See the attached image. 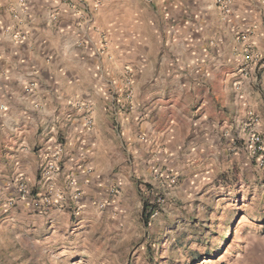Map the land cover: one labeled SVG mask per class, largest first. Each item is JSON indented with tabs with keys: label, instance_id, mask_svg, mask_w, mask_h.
I'll return each instance as SVG.
<instances>
[{
	"label": "crops",
	"instance_id": "1",
	"mask_svg": "<svg viewBox=\"0 0 264 264\" xmlns=\"http://www.w3.org/2000/svg\"><path fill=\"white\" fill-rule=\"evenodd\" d=\"M229 1L223 14L216 0H0V224L74 213L80 227L99 200L118 217L150 192L194 198L260 175L248 137L264 138V0ZM19 178L64 198L36 210Z\"/></svg>",
	"mask_w": 264,
	"mask_h": 264
},
{
	"label": "rangeland",
	"instance_id": "2",
	"mask_svg": "<svg viewBox=\"0 0 264 264\" xmlns=\"http://www.w3.org/2000/svg\"><path fill=\"white\" fill-rule=\"evenodd\" d=\"M258 167L256 178L238 172L198 195L191 190L194 198L184 194L187 188L179 199L164 195L163 211L147 223L145 203L128 199L113 212L118 217H104L100 211L112 207L96 201L80 227L74 213L68 223L52 217L27 223L22 216L13 226L0 224V264H264V168Z\"/></svg>",
	"mask_w": 264,
	"mask_h": 264
},
{
	"label": "built area",
	"instance_id": "3",
	"mask_svg": "<svg viewBox=\"0 0 264 264\" xmlns=\"http://www.w3.org/2000/svg\"><path fill=\"white\" fill-rule=\"evenodd\" d=\"M216 6L220 10L221 13L226 14L229 12L230 9V1L229 0H216ZM240 39L244 45V49L246 51V57L249 58H255L256 55H253L250 50V45L247 42L246 34H241ZM123 82L127 85H129L131 80V73L130 70H125V73L123 74ZM30 86H33V84H30ZM114 100H112L111 104V112L112 114H116L119 111V101H115V96L113 95ZM123 99L126 102H130L131 100V92L129 89H126L124 91ZM130 105V104H129ZM0 109H3V106H0ZM250 121H254V118H250ZM91 119H88L86 121V125L90 126ZM248 145L250 150V158L257 162V164L261 167L264 165V138L261 134L257 132H251L248 137ZM61 151V148L58 147L52 157L47 160L44 164V166L41 169V178H51L53 177L57 171L58 166L57 162L59 160V153ZM170 183L172 184L174 182L173 178L171 177ZM15 190L17 194V198L22 201H32L34 206L41 207L40 210H46L49 208V206H54L59 199L64 198V195L61 192H56L53 195H50V192H46L45 194H35L32 196V190L28 186L27 182L24 178H19L15 184ZM80 195L79 191L74 192V199L78 198ZM32 196V197H31ZM10 203H12V200H10ZM146 206V212L150 214V217L157 216L164 208L166 204V197L164 194L159 192H150V195L146 198V201L144 202ZM105 203L100 204L101 207H103ZM80 209L79 206L75 207V210L78 211Z\"/></svg>",
	"mask_w": 264,
	"mask_h": 264
},
{
	"label": "trees",
	"instance_id": "4",
	"mask_svg": "<svg viewBox=\"0 0 264 264\" xmlns=\"http://www.w3.org/2000/svg\"><path fill=\"white\" fill-rule=\"evenodd\" d=\"M144 212L146 213H143L144 214V222L147 223V221L150 219V214L146 212V206H144ZM194 258H192V260H195L197 258V255H194L193 256Z\"/></svg>",
	"mask_w": 264,
	"mask_h": 264
}]
</instances>
